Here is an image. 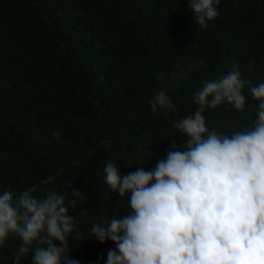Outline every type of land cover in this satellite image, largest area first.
Wrapping results in <instances>:
<instances>
[{
    "label": "trees",
    "instance_id": "16d2710c",
    "mask_svg": "<svg viewBox=\"0 0 264 264\" xmlns=\"http://www.w3.org/2000/svg\"><path fill=\"white\" fill-rule=\"evenodd\" d=\"M218 11L200 29L188 0H0V193L55 191L67 202L84 192L69 209L79 264H106L116 245L91 227L130 211L127 194L105 183L106 163L127 175L180 150L186 137L172 121L193 114L194 93L232 64L252 84L264 80V0H221ZM249 89L244 113L222 104L205 113L209 128L250 124ZM163 90L174 110L154 113L149 101ZM20 243L7 238L0 264H16Z\"/></svg>",
    "mask_w": 264,
    "mask_h": 264
},
{
    "label": "clouds",
    "instance_id": "9594fccd",
    "mask_svg": "<svg viewBox=\"0 0 264 264\" xmlns=\"http://www.w3.org/2000/svg\"><path fill=\"white\" fill-rule=\"evenodd\" d=\"M221 0H188L200 29L219 15ZM256 101L250 124L229 132L210 129L205 113L222 104L244 113L245 86ZM193 114L172 121L186 139L151 170L122 175L106 163L104 181L119 197L128 196L130 211L120 218L94 223L91 235L116 245L106 264H264V80L252 84L239 64L203 82L193 96ZM152 112H172L166 90L149 101ZM57 140L59 131L54 133ZM173 137V136H172ZM172 141V149H176ZM72 196L83 200L84 192ZM75 199L31 189L0 193V247L10 235L21 243L16 264L29 254L32 264H79L72 259L69 237L79 235L70 214Z\"/></svg>",
    "mask_w": 264,
    "mask_h": 264
}]
</instances>
